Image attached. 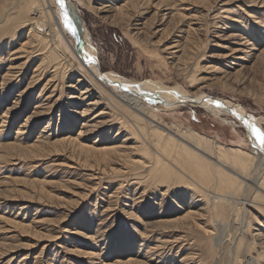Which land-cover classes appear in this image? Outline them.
Returning a JSON list of instances; mask_svg holds the SVG:
<instances>
[{"label": "rangeland", "instance_id": "rangeland-1", "mask_svg": "<svg viewBox=\"0 0 264 264\" xmlns=\"http://www.w3.org/2000/svg\"><path fill=\"white\" fill-rule=\"evenodd\" d=\"M130 1L64 0L77 25L55 3L65 39L58 31L44 37V25L32 31V0H0V264H250L248 247L264 246V202H249L250 187L233 197V209L219 204L224 215L212 220L191 187L148 180L149 168L135 162L139 139L122 125L132 115L116 97L138 96L125 84L159 82L235 105L245 116L138 96L162 125L259 150L248 125L264 132V0ZM122 5L123 16L114 10ZM66 41L96 61L99 75L114 77L104 83L110 91L85 77ZM78 144L117 146L122 155Z\"/></svg>", "mask_w": 264, "mask_h": 264}, {"label": "bare ground", "instance_id": "bare-ground-1", "mask_svg": "<svg viewBox=\"0 0 264 264\" xmlns=\"http://www.w3.org/2000/svg\"><path fill=\"white\" fill-rule=\"evenodd\" d=\"M145 1L143 2L141 0H134V2L133 1L130 2L132 6L135 7L138 6V8L139 6L143 7L144 5H145L144 8L149 7V5L151 6L149 2L148 4L145 3ZM55 3L57 6L58 5L60 6V3L57 0L56 2L54 0H32V2L28 5V7L30 6V9L28 10L29 13H28L27 21L35 25V27L33 26L32 31H34L35 34L37 33V35L41 34V32H39V30L37 29L40 28V25H44L45 27L44 26L43 27L45 30L44 32H42L44 37L49 36L52 38L53 34L56 36L55 31H58L66 39L62 23L59 20V17L55 13V9L53 6L55 5ZM105 7L107 6H102L101 9H104ZM63 8L65 10H70L72 12V15H74V17H71V19L73 20L72 22H75L77 25L78 20L76 13L73 10L69 9V7H67L65 4ZM124 8H126V6L122 5L115 8L114 10L115 12L117 11L118 15L123 16ZM110 9L112 8H108L104 11L107 10L110 11ZM129 11H131V9ZM117 13L111 17L112 18L114 17L113 21L118 23V21H120L121 19L118 20L119 17L118 18L116 17ZM133 15L130 14V16L132 17ZM123 21L124 20H122V22ZM73 26L72 28H74ZM79 28L80 27L78 25L77 32L80 34V37L83 38L84 32L80 31L81 28L80 29ZM51 38L48 39V42L52 40ZM41 39L43 40L45 38L42 37ZM66 42L68 43V41ZM175 44L176 43H174V45L171 46L177 47V45ZM68 45L70 46L69 43ZM71 49L74 53L76 52L72 47ZM55 50L56 53L59 54L57 49L53 47L52 51L55 52ZM75 55L77 56L79 64H81L82 67L85 68L84 70H86L87 74L85 73L86 75L85 77L87 79L89 77L91 79H95L96 82H98L104 89H106L107 87L104 83L106 81H110V80L112 81L114 77L107 76L105 78L103 77V75H99V73L95 69V64L93 63L92 65V63L91 64L88 63L84 57V54L78 55L77 53H75ZM81 65L79 67H81ZM114 82L116 83L117 81H115L114 79ZM145 86L139 84L137 85L125 84L127 90L133 92L131 89L134 88L137 92L136 93L133 92V93L138 94V96H141V98L146 101H149V99L154 100V98H152L151 95L146 94V92H150L155 96L159 97L162 104L170 103V99H172L173 102H175L176 104L178 102L185 103L188 101L189 102L196 101V103L202 104L207 109L216 111L212 109L211 106L213 107L214 105V107H216L217 105L213 104L214 102L210 101L211 100L210 98L202 99L200 97L196 98L193 96L188 98V96H186L187 94L171 89L159 82L149 83L150 88H146L147 86L146 87ZM153 89L156 91H154ZM160 90L161 92H163V94L159 93ZM107 91H110L109 88H107ZM88 92H90V90L86 89L85 91L84 89V92L81 94L84 93L87 94ZM174 92L180 93V95H183V98L181 99L180 97L181 99L180 100L174 97L173 95L175 94ZM165 93H169L170 97L167 96ZM138 96H135L128 92H124L122 96L116 95V97L123 102L125 107L130 111L132 115L129 118V120L123 121L122 125L123 126L125 125L127 134L134 135L133 137L136 136V140L139 139L138 144L143 156H140L139 160L136 159L135 162L137 164H141V166L144 167L147 166L149 168L148 180L157 179L158 182L160 183H169L170 181L174 180L175 182H177L178 185L182 187L183 186L187 188L191 187V190L193 192L200 195L199 197H201L203 201L202 204L204 206V207L202 206V209L206 212V215H208V217L212 220L218 219L220 215H224L222 211L216 210L217 209L216 207L219 204H221L220 208L222 209L223 208L225 209L227 205L229 209L230 208L233 209V207H235V205L233 206L231 205L232 200L234 199L233 197H235V195L239 191H241L242 188L250 187L253 190L254 194L252 195V198L249 201L250 203L252 204L254 203L258 205V203H260L261 201L264 202V149H261L260 146L258 145L259 150L255 149L251 153H249L248 151L242 149L241 147L224 145L223 143L214 140L208 135L200 133L191 127L186 128L178 125L177 123L176 124L171 123L170 125H162L159 123L157 117L154 116L152 113H150L149 109L144 104L141 103ZM211 103L213 105L209 106ZM220 103L226 105L227 109H224L225 111L229 112L230 114H233L234 116H237V118L241 116H245L244 115L245 113H243L242 110L239 108L236 109L235 105H231L223 101H221ZM93 106L94 103L87 104L86 109H84L81 113H84V111L89 110ZM218 108H222V106H218ZM100 114H102V112ZM18 131L16 133H18ZM66 140L68 141L71 139H66ZM78 145L81 148L86 149L84 151H87L88 149L90 150L91 148L98 150L102 153L104 152L105 154L106 153L115 154L116 156L122 155V154H118L119 153L118 149L120 148L117 146L110 145V146H104L103 148H93L94 146L91 147L90 145L89 146L82 144H78ZM7 146L10 147L13 145L10 144ZM122 151L124 152L125 150ZM133 153L135 154V152ZM255 172L256 173L259 172V174L253 177V175L256 174ZM251 177L252 179H250ZM262 205L264 206V203H262ZM261 208L264 210V207ZM190 214L184 217L186 219H190L192 217V220L190 221L192 222L194 217L192 216V214L191 215ZM255 246L257 247V249L255 250L256 251L255 255L254 256L250 255V251H253V249L256 248ZM261 247L262 246L258 244L251 245L248 247L247 249V252L249 253L248 257L254 258L252 262L251 259L247 260L251 262L250 264L264 263V262L262 263V261L264 260V246L262 248ZM237 249H240V244L239 246H237ZM134 262H136L134 259L128 258L121 264H134Z\"/></svg>", "mask_w": 264, "mask_h": 264}, {"label": "snow or ice", "instance_id": "snow-or-ice-1", "mask_svg": "<svg viewBox=\"0 0 264 264\" xmlns=\"http://www.w3.org/2000/svg\"><path fill=\"white\" fill-rule=\"evenodd\" d=\"M58 2L60 3L61 8L64 7V0H58ZM64 21L65 24L68 25V19H67V14L64 15ZM88 63H95L96 61L92 58V57H88ZM251 130L252 133L258 143V145L260 146L261 149H264V132H261L258 128L252 126V125H248Z\"/></svg>", "mask_w": 264, "mask_h": 264}, {"label": "water", "instance_id": "water-1", "mask_svg": "<svg viewBox=\"0 0 264 264\" xmlns=\"http://www.w3.org/2000/svg\"><path fill=\"white\" fill-rule=\"evenodd\" d=\"M57 1H58V0H57ZM143 93H145V92H143ZM146 94L151 95V97L154 98V100H158V101L161 102L160 98L157 97V96H155L154 94H152V93H150V92H146ZM212 101L214 102L215 105H217V106H222L223 109H227L226 105L220 103L221 100L219 101V100H217V99H216V100H213V99H212ZM161 103H162V102H161Z\"/></svg>", "mask_w": 264, "mask_h": 264}]
</instances>
